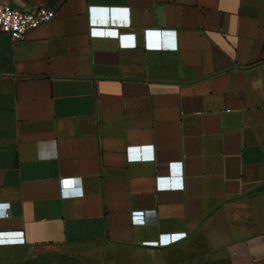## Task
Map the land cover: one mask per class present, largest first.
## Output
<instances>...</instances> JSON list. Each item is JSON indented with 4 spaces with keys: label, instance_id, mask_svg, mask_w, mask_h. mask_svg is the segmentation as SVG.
<instances>
[{
    "label": "crops",
    "instance_id": "obj_1",
    "mask_svg": "<svg viewBox=\"0 0 264 264\" xmlns=\"http://www.w3.org/2000/svg\"><path fill=\"white\" fill-rule=\"evenodd\" d=\"M4 1L0 264H264V0Z\"/></svg>",
    "mask_w": 264,
    "mask_h": 264
},
{
    "label": "built area",
    "instance_id": "obj_2",
    "mask_svg": "<svg viewBox=\"0 0 264 264\" xmlns=\"http://www.w3.org/2000/svg\"><path fill=\"white\" fill-rule=\"evenodd\" d=\"M54 15L55 10L45 5H33L28 9H22L0 0V32L6 33L11 40L20 39L29 29L48 22Z\"/></svg>",
    "mask_w": 264,
    "mask_h": 264
},
{
    "label": "snow or ice",
    "instance_id": "obj_3",
    "mask_svg": "<svg viewBox=\"0 0 264 264\" xmlns=\"http://www.w3.org/2000/svg\"><path fill=\"white\" fill-rule=\"evenodd\" d=\"M171 46H173L174 47V44L173 45H171ZM146 158H150V157H146ZM177 169L179 168V166L178 165H176L175 166ZM177 187H179V184H177ZM178 237H173V239H177Z\"/></svg>",
    "mask_w": 264,
    "mask_h": 264
}]
</instances>
